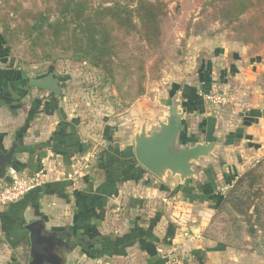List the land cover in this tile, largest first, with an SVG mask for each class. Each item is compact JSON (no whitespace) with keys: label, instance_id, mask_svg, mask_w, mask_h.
Here are the masks:
<instances>
[{"label":"crops","instance_id":"1","mask_svg":"<svg viewBox=\"0 0 264 264\" xmlns=\"http://www.w3.org/2000/svg\"><path fill=\"white\" fill-rule=\"evenodd\" d=\"M247 50V46L224 42L213 48L218 56L215 60L222 64L219 76H215V63L209 57L199 61L197 83H172L168 101L180 92L187 109L188 134L197 140L219 138L226 142L224 149L243 141L250 149L264 138V105L259 106L255 95L248 106L242 107L234 99L236 107L214 109L200 96L204 86L206 90L228 87L232 81H227V72L238 81L243 70L239 64L245 66L246 61V76L258 80L257 58ZM225 59L233 63L226 67ZM25 72L0 46V149L6 151L12 143L17 144L12 167L21 174L46 172L43 184L0 206V264H53L44 259L39 263L30 255L26 226L31 222L40 223L36 227L41 236L54 238L52 253L57 264H214L210 248H203L200 227L192 223L209 220L222 200L221 179L234 181L240 173L232 172L239 163L237 167L228 164L217 148L215 158L201 160L196 180L185 185L177 178L159 180L133 154V136L141 123L146 120L149 129L155 126L149 116H141L142 107L136 113V118H142L134 121L132 130L121 128L124 114L118 125L105 118L103 129L97 132L81 114L64 108L61 100L31 87L29 79L37 75L27 80ZM145 96L137 99L136 108L145 103ZM194 118L195 128L188 123ZM230 119L235 120L234 126L226 128ZM91 150L97 152L95 162L76 173ZM205 161L222 163L225 169H215L214 174ZM177 202L181 212L176 210ZM188 220L192 225L184 227ZM160 246L174 249V257L160 254ZM205 249L209 259L203 256Z\"/></svg>","mask_w":264,"mask_h":264},{"label":"trees","instance_id":"2","mask_svg":"<svg viewBox=\"0 0 264 264\" xmlns=\"http://www.w3.org/2000/svg\"><path fill=\"white\" fill-rule=\"evenodd\" d=\"M191 2L198 13L196 19L189 17L185 36L201 35L217 23L225 40L247 46L248 55L264 48V0ZM169 5L170 0H0V46L9 57L11 46L26 42L25 54L35 62L54 61L56 50L72 53L74 62L99 70L102 82L127 106L145 95L149 82L161 79L167 63H177L182 55L184 39L171 33ZM259 78L264 89V72ZM201 90L209 91L205 86ZM257 180L254 166L237 175L218 211L228 205L250 217L253 206L256 213L257 205L243 200L242 192L253 189Z\"/></svg>","mask_w":264,"mask_h":264},{"label":"rangeland","instance_id":"3","mask_svg":"<svg viewBox=\"0 0 264 264\" xmlns=\"http://www.w3.org/2000/svg\"><path fill=\"white\" fill-rule=\"evenodd\" d=\"M27 3L28 2L25 3L27 7L32 6L30 3ZM169 9L171 33L174 34L177 39H184L182 55L178 56L179 61H177V63L169 62L165 65L162 71V77L159 81L149 82L147 84L145 93L146 101L143 103L144 105L140 104L138 108L135 106L137 100L128 103L126 106L122 99L118 97L117 93L110 88V85L102 82V76L99 70L85 62H74L71 58L73 56L72 53H63L56 50V59L54 61L35 62L30 60L25 54L27 52V43L22 42L11 46V55L9 58L15 65L20 66V68L26 71L27 80L33 75L42 77L48 72L53 73L54 77L58 78V84L61 86L60 93L56 95L45 90H40V92L42 94L48 92V96L56 97L58 100H61L64 108L81 114L87 121L89 127L94 131L101 132L104 127L103 121H105V118L110 121V124L118 125L121 115L124 114L126 116L124 119H121V128H124L125 131L132 130L134 121L145 115L149 116L154 126L157 116H162L166 104L169 103V90L172 83H184L185 81L194 84L197 83L196 68L199 61H205L210 57L211 61L215 63V76H219L220 66L222 64L215 60L218 56L213 53V48L221 46L224 42H228L225 40V31L222 30V26L217 23L211 25L209 29L201 35L185 36L183 28L188 22L189 17L194 15V19H196L198 13V9L191 0H170ZM175 42L178 43L179 41L176 40ZM238 47H241L242 50V46ZM235 50L236 52H240L238 48H235ZM2 51L7 55V50L5 51L2 49ZM253 56L257 58L254 68L258 74V80L246 76L245 69L247 67L246 65H248V61H246L245 66L239 64L241 70H243L238 81L232 77L231 73L229 74V72H227L226 79L227 81L231 80L232 83L230 82V85L225 89H215L233 96L236 100L235 102L241 103L242 107L244 105L248 106L247 103H250L249 100L252 99L254 95L259 106L264 105V89L258 87L260 74L264 72V48ZM224 62L226 63V67H228L230 63H233V61L229 59H225ZM209 71L207 72L209 73ZM141 98L142 96L138 98V100ZM227 105L231 106V108L237 106H233L234 104L231 100L225 105H220L218 107H227ZM208 106L213 109L217 108L211 104H208ZM140 107H142L140 112L142 117L138 115V118H136V113H139ZM223 114H225V112H223ZM224 116H222V118H224ZM234 121L235 120L230 119L229 122H226V128H230L232 125L234 126ZM188 123H193V128H195L197 119H189ZM124 129H122V131ZM224 148L225 147L218 149V152L224 158H228V164L233 166L236 165V167L238 163L240 165L237 167L238 169L234 167V172H232V174H241L248 168L252 166L255 167L258 180L254 184L253 189L248 190L246 188L244 192H242V195H244L242 199L248 202L254 201L258 209L256 213H254L252 206L248 213L250 215L249 217L237 213L228 205L220 208L218 211V204L215 210L212 211L211 216L208 217L209 220L203 221L201 219H195V222L192 223L193 227H200V239L201 242H203V248H210L209 254L214 257V264H264V138L254 143L253 146L251 145L250 149H248L247 143L243 141L237 145L232 144L226 146L228 149ZM205 162L206 166H210L214 174L215 169L217 172L225 169L222 166V163L225 162L224 159L222 163L219 164L214 161ZM221 181L220 192L223 198L225 192H227L233 184V179L232 181L229 180L226 182L222 178ZM245 187L246 186H244L242 190ZM254 189L256 192H261L259 197H255V193H253ZM175 206L176 210L180 211L182 206L179 205L178 202L175 203ZM190 222L191 220H188L186 222L187 226L184 227H188L189 224L192 225ZM173 224L176 225L175 222ZM178 227L180 228L183 226L178 225ZM203 252V256H206V249ZM206 258L209 259L210 257L206 256Z\"/></svg>","mask_w":264,"mask_h":264},{"label":"water","instance_id":"4","mask_svg":"<svg viewBox=\"0 0 264 264\" xmlns=\"http://www.w3.org/2000/svg\"><path fill=\"white\" fill-rule=\"evenodd\" d=\"M29 85L52 94H59L61 86L58 78L48 72L42 77H32ZM187 109L181 100L180 92H175L165 106L162 116L156 118L153 128H148L143 121L133 136V154L136 161L151 175L159 180L177 178L180 185L197 179V169L204 158H215V150L225 146L226 142L216 138L197 140L188 134L186 124ZM17 144L12 143L6 151L0 149V179L10 183L7 174L16 160ZM39 222H31L26 226L30 231V255L34 260L47 257L53 264L58 258L52 251L55 249L53 237L41 236L37 227Z\"/></svg>","mask_w":264,"mask_h":264},{"label":"built area","instance_id":"5","mask_svg":"<svg viewBox=\"0 0 264 264\" xmlns=\"http://www.w3.org/2000/svg\"><path fill=\"white\" fill-rule=\"evenodd\" d=\"M200 96L204 102L216 106L217 108L220 105H225L227 102L234 100L233 96L215 89L200 91ZM96 154L97 152L95 150L87 152L83 156L76 173H80L82 170L90 168L95 162ZM7 174L11 178L10 183L0 179V206L17 201L28 191L43 184L46 180V172L43 169H40L31 175H24L18 172L15 168L8 167ZM157 251L164 256L174 257L173 255L175 251L172 248L169 249L160 246L157 248Z\"/></svg>","mask_w":264,"mask_h":264},{"label":"flooded vegetation","instance_id":"6","mask_svg":"<svg viewBox=\"0 0 264 264\" xmlns=\"http://www.w3.org/2000/svg\"><path fill=\"white\" fill-rule=\"evenodd\" d=\"M43 259H44V261L48 260L49 262H51V260L48 259L47 257H42L41 259H39V261H38V260H37V261L40 263V262L43 261ZM51 263H52V262H51Z\"/></svg>","mask_w":264,"mask_h":264}]
</instances>
